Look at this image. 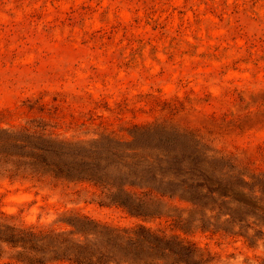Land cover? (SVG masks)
Returning <instances> with one entry per match:
<instances>
[{
  "label": "rangeland",
  "instance_id": "1",
  "mask_svg": "<svg viewBox=\"0 0 264 264\" xmlns=\"http://www.w3.org/2000/svg\"><path fill=\"white\" fill-rule=\"evenodd\" d=\"M0 133L82 178L0 177L16 225L100 244L141 226L264 264V237L223 221L251 220L244 181L264 172V0H0ZM20 249L1 243L0 264Z\"/></svg>",
  "mask_w": 264,
  "mask_h": 264
},
{
  "label": "trees",
  "instance_id": "2",
  "mask_svg": "<svg viewBox=\"0 0 264 264\" xmlns=\"http://www.w3.org/2000/svg\"><path fill=\"white\" fill-rule=\"evenodd\" d=\"M5 140L12 141V146L0 147V177H50L54 180L76 177L82 179L79 171H72L62 168L56 163L47 162L44 157L28 150L27 145L19 144V140L15 137L0 133V142ZM38 149L42 148L38 147ZM235 161L245 168L247 173H253L247 166V161L244 162L237 158ZM92 181H96L105 189L104 196L106 198L115 197L109 192V183H103L94 178ZM134 184L128 183L125 193L129 194L128 199L134 196L135 199L141 201L140 197L146 196L147 190L146 192L144 190L137 191L134 189ZM197 185L203 186V183ZM257 186L259 189L255 190L254 188ZM244 187L258 198L251 204L246 203L255 210L252 215L247 214L251 220L247 217L246 219L240 217L241 215L234 217L233 211L241 212L239 210L241 206L236 205L223 213V221L233 223L239 227V230L242 228L252 229L264 237V199H261L257 194H263L262 191H264V172L248 176V179L244 181ZM128 199H117L116 197L113 201L129 212L144 215L140 204ZM244 208L248 209V207ZM255 212L258 217H254ZM96 232L103 236L104 240L101 244L87 240L70 229L36 231L29 227L16 225L5 216L0 215V245L2 243L4 246L11 245L21 248L17 250L14 257L21 264H47L63 260L72 264H211L205 251L176 235H168L162 231H151L139 226L133 229H111L105 232ZM25 244L34 247L27 251ZM36 244H41L46 249L39 251L35 248ZM105 258L108 259L104 260Z\"/></svg>",
  "mask_w": 264,
  "mask_h": 264
}]
</instances>
